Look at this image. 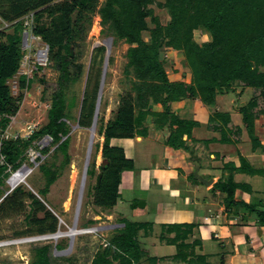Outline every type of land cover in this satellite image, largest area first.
<instances>
[{
    "label": "trees",
    "instance_id": "obj_1",
    "mask_svg": "<svg viewBox=\"0 0 264 264\" xmlns=\"http://www.w3.org/2000/svg\"><path fill=\"white\" fill-rule=\"evenodd\" d=\"M0 0V17L11 24L14 32L0 35L7 36L0 41V185L8 176V169L22 166L25 152L34 141L45 136L52 138L63 151L66 163L70 162L68 152L71 127L68 122V102L65 92L66 83L72 78L71 66L72 42L80 38L83 23L92 22L95 13H99L104 26L129 44L127 51L128 66L135 79V94H129L120 100L113 119L102 126L99 133L104 136L102 153L106 162L101 165V172L94 191V203L97 206L112 208L120 198V184L125 170H134L133 159L126 156L123 148L112 146L114 138H134L148 132V117L153 116L155 125L164 128L168 125L172 132L167 144L174 148H187L184 135L190 136L195 122L179 117L173 110V104L183 99L195 100L212 105L219 92L234 86L252 87L254 95L247 105L240 108L242 124L249 133L253 144L259 143L255 135L256 119L264 114V0H165L162 7L168 8L171 20L162 24L158 16L152 15L148 3L154 0ZM58 14L66 25L55 21L48 28L33 29L36 36L49 46L48 57L60 71L59 91L54 95L49 111V122L41 130L35 131L27 139L18 137L6 140L3 132L9 126L11 117L20 110L23 95L15 98L8 80L20 70L23 60L25 19L33 14L39 21L44 12ZM75 16V18H74ZM152 18L154 27L147 21ZM204 27L212 40L199 43L194 39V30ZM150 32V39L144 38V32ZM169 47L182 53V63L189 68L191 82L172 81L165 66L162 49ZM106 52L105 46L93 50V59ZM89 75L78 123L91 126L95 116L100 82L90 88L92 77ZM22 87L26 86V77L21 78ZM161 104L162 111H154L151 106ZM212 122L221 132V140L230 142V134H237L242 128L232 125L229 114L216 113ZM50 151L44 150V154ZM3 159V163H2ZM46 178V185L39 192L47 195L50 187L59 176L57 168L41 164ZM89 174L94 170L89 169ZM242 184L234 181L233 175L219 179L214 188L227 195V206L234 205L235 194ZM26 197L32 198L38 207H45L32 192L16 187L0 202L3 214L18 212L23 208ZM264 225V211L259 212ZM36 231L56 233L59 218L47 211L43 218H34ZM123 228L110 241L109 246L92 260L93 264H142L148 255L139 241V232L149 223L123 220ZM168 231L175 233L170 240L178 252L174 258L188 259L193 252L188 251L186 242L192 233L188 223L169 224ZM58 245V244H57ZM33 264H53V245L50 243L34 248ZM57 249V246H56ZM160 258L158 259V261Z\"/></svg>",
    "mask_w": 264,
    "mask_h": 264
},
{
    "label": "rangeland",
    "instance_id": "obj_2",
    "mask_svg": "<svg viewBox=\"0 0 264 264\" xmlns=\"http://www.w3.org/2000/svg\"><path fill=\"white\" fill-rule=\"evenodd\" d=\"M61 1L63 0L56 2ZM104 2L105 0H100L101 4ZM163 2L165 0L150 1L148 7L152 10V15L158 16L162 24L166 25L170 22L171 16L169 9L162 7ZM53 21L61 26L66 25L64 18L59 17L58 14L50 15L46 11L38 22L33 14L25 19L22 64L19 72L8 80L13 96L19 98L23 95V98L20 102V110L11 117L9 126L3 132L2 137L6 140H15L18 137L27 139L49 122L52 100L60 87V71L49 60L48 44L42 37L36 36L33 29L36 25L43 29L48 28ZM147 21L150 27L155 26L151 17H148ZM83 27L81 37L72 42L74 59L70 68L72 78L67 81L65 87L67 100L71 103L68 107L67 119L71 127L68 148L70 162L66 163L63 151L52 138L45 136L34 141L27 149L20 168L8 169L9 175L0 185V202L16 187H21L24 191L32 192L45 204V207H38L32 198L26 197L23 208L18 212L6 215L0 210V243L35 239L0 246V264H33L34 248L47 243L53 245V264H93L94 257L103 252L112 238L123 228L124 219L139 222L153 221L161 205L159 198L162 194L158 188L145 182L137 183L133 180L134 174L128 173L130 170H125L122 174L120 198L115 207L105 208L94 203V191L101 165L106 162L102 153L104 136L99 130L114 118L123 97L129 94L136 95L133 89L135 77L128 66L129 44L119 39L108 25L104 26L99 13L93 15L91 23L85 21ZM0 32L5 34L14 32L11 24L1 17ZM144 38L150 39L149 31L144 32ZM194 39L202 44L212 40V36L204 27H199L194 30ZM6 40L7 36L0 35V41ZM100 46H105L106 52L95 60L93 50ZM41 51L46 53V57L42 60L39 57ZM162 53L169 78L172 81L182 79L180 65L183 59L182 53H177L169 47H164ZM89 75L92 77L90 88L97 81L100 82L101 87L103 82L101 92L99 89L100 105L97 123L93 130L92 125L82 127L78 123ZM22 76L26 77L25 87H22ZM227 97L233 99L235 95L230 92ZM114 145H126V141L116 140ZM46 148L50 151L44 154ZM146 154L143 150L137 159L136 172L141 176L149 167V158L145 156ZM44 163L59 170L58 179L50 187L47 195L39 192L46 185V178L41 169V164ZM23 167L31 170L27 182L10 184V180ZM89 169L94 170V173L89 174ZM141 201L146 202L144 207L137 205ZM48 210L59 218L58 230L56 233L50 231L39 233L36 231L37 224L34 218H43ZM74 226L85 232L69 236ZM59 232L64 236L57 239L51 237ZM144 233V229L139 232V241L141 245L147 246L146 239L143 238ZM149 248L154 255L172 251L164 245L161 248ZM112 264H118V261L114 260ZM142 264H152L148 255L145 256Z\"/></svg>",
    "mask_w": 264,
    "mask_h": 264
},
{
    "label": "crops",
    "instance_id": "obj_3",
    "mask_svg": "<svg viewBox=\"0 0 264 264\" xmlns=\"http://www.w3.org/2000/svg\"><path fill=\"white\" fill-rule=\"evenodd\" d=\"M180 65L182 79L178 81L191 82L189 69L182 62ZM230 92L235 98L227 97ZM253 95L252 87L234 86L219 92L212 105L200 98L175 102V113L195 122L190 136L183 137L186 149L168 145L171 127H157L153 116L148 117L146 135L111 140L112 146L123 148L126 156L134 160L135 169L128 171L134 174L133 180L155 185L162 194L154 220L145 221L149 225L144 229L143 242L151 248L164 245L172 251L154 255L149 247L141 245L152 264H264V225L259 217V212L264 211V114L256 119L259 143L255 146L240 112ZM151 108L163 110L161 104ZM217 112L229 114L232 125L242 128L229 135L230 142L221 140V132L214 128L217 122H212V117ZM116 140H124L126 145H114ZM143 150L149 167L141 176L136 171ZM229 175L242 184L231 206H227L226 193L214 188L219 179ZM174 223L192 225L186 242L193 255L186 260L174 258L178 248L170 240L175 233L167 227Z\"/></svg>",
    "mask_w": 264,
    "mask_h": 264
},
{
    "label": "bare ground",
    "instance_id": "obj_4",
    "mask_svg": "<svg viewBox=\"0 0 264 264\" xmlns=\"http://www.w3.org/2000/svg\"><path fill=\"white\" fill-rule=\"evenodd\" d=\"M45 54H46L45 51H41V52H40V55H39L40 60H42L43 58L46 57ZM94 135H95V134H94ZM30 173H31L30 168H28V167H23L22 169L18 170V172H17V173L14 175V177L10 180V184L15 185L17 182H18V183H19V182H27V178H28V176L30 175ZM84 185H85V183H84ZM84 185H83V186H84ZM78 229H79L78 226H74V227L72 228L70 234H68V235H69V236H74V235H76V234H78V233L85 232V231H83V230H78ZM62 236H64V235L61 234V233L59 232V233H57V234H55V235H52L51 237L57 239V238H60V237H62ZM48 237H49V236H48ZM31 240H35V239H22V240L10 241V242H1V243H0V246H2V245H8V244H14V243H22V242L31 241Z\"/></svg>",
    "mask_w": 264,
    "mask_h": 264
},
{
    "label": "water",
    "instance_id": "obj_5",
    "mask_svg": "<svg viewBox=\"0 0 264 264\" xmlns=\"http://www.w3.org/2000/svg\"><path fill=\"white\" fill-rule=\"evenodd\" d=\"M72 55H73V53H72ZM102 85H103V82L101 83L100 92H101V89H102ZM99 105H100V93H99V97H98V100H97L96 111H95V118H94V121H93V124H92V127H91L92 130L95 128L96 123H97V120L96 119L98 117ZM204 182H206V180H204ZM206 183H211V182H206ZM137 205L140 206V207H144L146 205V202L141 201V202H138Z\"/></svg>",
    "mask_w": 264,
    "mask_h": 264
},
{
    "label": "built area",
    "instance_id": "obj_6",
    "mask_svg": "<svg viewBox=\"0 0 264 264\" xmlns=\"http://www.w3.org/2000/svg\"><path fill=\"white\" fill-rule=\"evenodd\" d=\"M2 163H3V159H2Z\"/></svg>",
    "mask_w": 264,
    "mask_h": 264
}]
</instances>
